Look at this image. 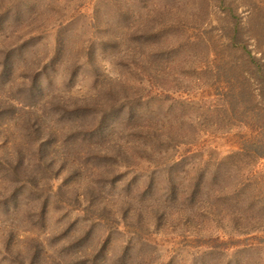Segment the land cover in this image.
Instances as JSON below:
<instances>
[{
	"label": "rangeland",
	"instance_id": "obj_1",
	"mask_svg": "<svg viewBox=\"0 0 264 264\" xmlns=\"http://www.w3.org/2000/svg\"><path fill=\"white\" fill-rule=\"evenodd\" d=\"M0 264H264V0H0Z\"/></svg>",
	"mask_w": 264,
	"mask_h": 264
}]
</instances>
